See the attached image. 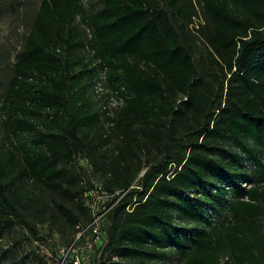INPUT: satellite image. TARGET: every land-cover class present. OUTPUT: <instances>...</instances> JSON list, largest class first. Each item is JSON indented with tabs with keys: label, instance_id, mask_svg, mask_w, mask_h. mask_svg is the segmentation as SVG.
<instances>
[{
	"label": "trees",
	"instance_id": "1",
	"mask_svg": "<svg viewBox=\"0 0 264 264\" xmlns=\"http://www.w3.org/2000/svg\"><path fill=\"white\" fill-rule=\"evenodd\" d=\"M5 66L0 241L56 214L66 249L100 184L89 264H264V0H41Z\"/></svg>",
	"mask_w": 264,
	"mask_h": 264
},
{
	"label": "rangeland",
	"instance_id": "2",
	"mask_svg": "<svg viewBox=\"0 0 264 264\" xmlns=\"http://www.w3.org/2000/svg\"><path fill=\"white\" fill-rule=\"evenodd\" d=\"M40 1L41 0H20V2H18L17 0H0V42L3 47L0 49V105L7 87L8 78L6 77L9 74V67L5 66V68H3V66L7 64L9 66V64L13 62L14 55L21 49L22 43L31 28V23L38 10ZM94 2L95 0H83V3L87 7L92 6ZM76 25L80 30L86 33L85 25L81 24L79 20L76 21ZM77 50L80 51V53L82 52L79 47ZM87 51L88 50L84 52V55L91 58L90 52ZM91 66H94V62H92ZM92 92L94 98L101 99L100 101H102L104 108H112L117 104V100L114 96H103V94H106V90H104L101 83L95 82L92 86ZM100 108H102V106H100ZM3 117L5 116L2 110H0V120L3 119ZM11 135L12 132L8 127L6 128L0 125V143H3L4 147L8 143V138L12 137ZM7 147H9V145H7ZM79 164L84 166L86 162L85 160H80ZM94 179L95 182L100 181L97 175L94 176ZM34 194L36 196L39 195L37 189L34 190ZM41 198L45 200L44 194ZM53 216V224L50 223L49 220H45L43 223L37 222V239L29 233L27 228L17 224L12 226L11 229L3 235L0 241V245L3 249H13L11 253L5 254L2 264L18 261L23 255L33 257V254L38 256L41 264H58V258L65 252V244L73 234L69 236V229L65 227L64 221L56 214ZM217 216L222 218L224 214L220 213ZM62 233L63 236L61 235ZM156 258L155 256L151 261H147L144 264H175L179 262L181 257L179 251L171 248L166 250V259L164 263ZM84 264H89V262H85Z\"/></svg>",
	"mask_w": 264,
	"mask_h": 264
},
{
	"label": "built area",
	"instance_id": "3",
	"mask_svg": "<svg viewBox=\"0 0 264 264\" xmlns=\"http://www.w3.org/2000/svg\"><path fill=\"white\" fill-rule=\"evenodd\" d=\"M85 205L92 213L91 221L83 228H79L75 239L64 249L62 259L69 257L71 264H84L87 261L88 250H92L94 245H100L102 239L100 236L99 221L107 211V202L112 199V195L103 190L100 184L84 193Z\"/></svg>",
	"mask_w": 264,
	"mask_h": 264
}]
</instances>
